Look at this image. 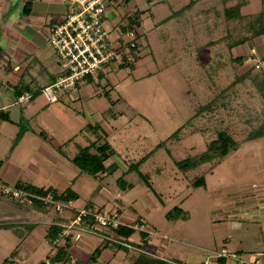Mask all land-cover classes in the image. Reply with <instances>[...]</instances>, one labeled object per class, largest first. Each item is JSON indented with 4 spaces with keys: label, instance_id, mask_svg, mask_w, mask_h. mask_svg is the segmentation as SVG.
<instances>
[{
    "label": "rangeland",
    "instance_id": "1",
    "mask_svg": "<svg viewBox=\"0 0 264 264\" xmlns=\"http://www.w3.org/2000/svg\"><path fill=\"white\" fill-rule=\"evenodd\" d=\"M23 1L0 0V73L5 77L8 72L3 66H13V54L19 53L28 64L24 82L33 88L36 83L31 77L41 84L46 78L44 73L41 76L44 59L55 55L47 39L52 18L44 28L46 51L30 46L24 35L43 27L29 23L33 18L22 13ZM239 1L129 0L107 10L104 27L109 40L136 42L140 56L135 60L127 55L128 65L104 67L96 82H81L82 99L71 108L86 124H93L98 114L107 127L116 128L113 132L103 128V138L115 152L110 163L115 171L96 178L83 174V182L76 185L79 199L72 207L84 208L93 199L96 208L102 207L105 214L117 213L123 224L140 218L153 236L143 243L135 230L127 240L116 239L122 247L104 243L112 256L92 264H131L137 247L169 264H217L215 253L223 250L249 262L260 258L264 264V136L250 138L263 129V42L254 38L232 49L237 40L250 35L247 20L228 23L225 17V10ZM245 2L244 16L264 9V0ZM135 12L140 27L123 32L126 16ZM63 16L53 17L52 22ZM123 48L127 53L128 48ZM0 91L10 94L1 85ZM111 114L115 117L110 118ZM220 132L232 139L235 150L222 160L184 171L177 168L176 163L185 159L197 161ZM89 138L96 140L88 133L78 143L83 146ZM70 146L74 152L78 148L73 141ZM132 164L138 167L129 170ZM200 179L203 185L197 184ZM175 206L187 213L186 221L167 220L166 213ZM36 228L34 250L21 251L20 264H38L50 253L43 238L47 225ZM93 233H79L81 242L91 238L89 249L69 264H91L84 261L102 240L98 231ZM6 240L5 245L0 243V264L15 248L12 236Z\"/></svg>",
    "mask_w": 264,
    "mask_h": 264
},
{
    "label": "crops",
    "instance_id": "2",
    "mask_svg": "<svg viewBox=\"0 0 264 264\" xmlns=\"http://www.w3.org/2000/svg\"><path fill=\"white\" fill-rule=\"evenodd\" d=\"M37 3H40L41 6L38 7ZM67 3L68 0H44V2L42 0L41 2L34 0L32 11L27 15L33 18V21L29 23L35 27L41 26L43 29L38 31L34 29L33 33H28L29 35L25 34L23 40L30 44V46L46 51L45 25H47L46 23L50 19V16L52 18L50 19L51 23H53V17L62 16L66 11ZM193 3V1L189 2V5ZM13 58L15 59L13 66H10V64L3 66L4 71L8 72L5 74V77L1 75L3 73H0L1 87L10 92V94H4L0 91V160L2 162L0 165V178L5 185L12 187L19 182L38 188L51 189L57 194H62L67 189H71L78 196V200L79 194L76 185L79 182H83L82 175L84 173H81L71 163V159L78 153L79 147H86L90 143L95 141L100 142L102 139L106 141L105 136L103 138V128L110 129V127H107L109 125L105 124L102 117L98 114L94 117L93 124H86L85 119L80 115L78 116L73 110L74 108H71L74 105L76 106L77 101L82 99L79 94L81 84L78 86L76 92L61 95L56 103H48L41 95H37L28 103H18L15 96V89L17 87L26 86L28 92L34 94L54 81L59 75V68L55 55L49 57V59H44L41 76L44 73L46 74V78L43 77L44 79H41V84H39L37 83V78L31 77V80L36 83L35 87L31 88L29 83L26 84L24 82L28 64L24 63V58L19 53H14ZM85 80H88V82L95 81L90 78H86ZM112 117H115V115L111 114L110 118ZM24 122L28 126H25ZM113 129H110V132H113ZM19 130H22V136L13 146V141ZM88 133L94 136L96 140H90L89 138L85 140L83 146L80 145L78 139L82 134L85 137ZM72 141L78 146L75 152L73 150L74 147L70 146ZM67 148H70L69 150L74 153L71 154L66 151ZM110 163L111 159L106 165ZM79 185L82 186V184ZM75 201L71 202V209L56 213L51 208H41L27 202L16 203L17 201L0 194V243H2L1 245H5L8 242L6 240L7 237H13L15 248L9 255L14 250L16 251L15 256L11 258L15 264L21 263L19 260L21 251H23V254H28L34 250L32 244L36 243V241L33 240V235H36V226L41 223L47 225L44 231L45 234L43 235L45 241H47V229L52 224L63 226L65 230L67 227H70L71 239L68 254L71 262L76 259L78 260L83 255V250L88 248L86 245L91 240V238H88L83 239L81 242L82 236L79 233L90 235L94 234L93 232L95 231L99 232L98 235L102 240L101 244L95 248L103 247V249L96 262L101 259L108 260L109 258L106 257L108 254L112 256L111 252L108 251L109 244L103 245L104 243L118 242L119 240L117 241L116 239L119 238L110 230L109 232H102L96 226L90 228L87 225L71 227V222L76 216V210L81 208L72 207ZM87 205L95 206L93 199L89 200L84 207ZM4 237H6L5 240ZM59 241V243H63L62 239H59ZM48 244L51 249L45 260L52 256L56 249L49 242ZM74 247L76 248L75 250ZM89 258L84 262L88 263ZM5 259L2 260L1 264L12 261L9 260L3 263Z\"/></svg>",
    "mask_w": 264,
    "mask_h": 264
},
{
    "label": "built area",
    "instance_id": "3",
    "mask_svg": "<svg viewBox=\"0 0 264 264\" xmlns=\"http://www.w3.org/2000/svg\"><path fill=\"white\" fill-rule=\"evenodd\" d=\"M121 4H125V0H68L63 18L51 23L47 39L55 52L59 75L50 85L40 90V95L48 103H56L61 95L76 92L86 78L97 80L98 73L104 67H119L122 57L128 53L127 49V53L123 50L126 44L111 42L104 22L109 15L107 10ZM111 14L115 17L113 12ZM130 46L136 45L130 43ZM31 97V94L25 93L17 98V102L28 103ZM0 194L19 202H30L31 199L41 201L56 213L71 209V202L55 201L51 195L46 197L32 195L22 189L5 185L1 178ZM87 217H91L94 225L102 229L116 228L118 225L129 226L117 220V213L105 214L97 208L84 207L76 210L71 227L84 226V219ZM68 229L70 227H67L63 235L69 234ZM134 229L153 236L151 231L143 227L134 226ZM215 257L229 258L231 261L227 264H263L260 258L249 262L226 250L215 253Z\"/></svg>",
    "mask_w": 264,
    "mask_h": 264
},
{
    "label": "trees",
    "instance_id": "4",
    "mask_svg": "<svg viewBox=\"0 0 264 264\" xmlns=\"http://www.w3.org/2000/svg\"><path fill=\"white\" fill-rule=\"evenodd\" d=\"M129 0H125V3ZM34 0H24L22 3L21 11L24 15H29L32 11ZM246 4L245 0L239 1L234 6L227 8L225 10V17L228 23H231L233 21H243L247 20V29L250 32L249 37L242 38L240 40H237L235 44L232 45L233 47H237L240 45H243L247 42V40H253L254 38H262L263 42V56L262 61L264 63V9L260 11L258 14L250 15V16H244L241 14V8L244 7ZM126 24L122 27V31L125 33H132L135 32V29L140 27V18L139 14L135 12L132 15L126 16ZM130 43H135L136 46L131 47ZM126 44V47L128 48V54L124 55L121 60V64L119 66H126L128 65V56L133 57L135 60L139 58L140 54V48L136 42H130ZM128 58V59H127ZM236 62L242 63L241 58H234L233 59ZM29 93L31 94V100L35 98L37 95H40V90L33 93L28 92V88L25 87H17L15 89V96L18 98L19 96ZM107 95L106 93L104 94ZM210 106V105H209ZM206 108V107H205ZM204 109V108H203ZM260 127H263L262 131L254 133L250 136V138H259L264 136V121L260 125ZM22 136V130H19L16 138L13 141V146ZM160 144H158L156 148H159ZM236 147L234 145V142L232 139L226 135L224 132L218 133V136L215 140L210 142V144L207 146L206 153H204L197 161H194L192 163H189L186 159L180 162L176 163V166L180 170H188L193 168L195 165H202L203 163H207L210 161H213L215 159L222 160L230 151L235 150ZM153 150V151H154ZM146 154V156L142 157L138 164L144 162L151 154ZM115 152L112 150V147L109 143L105 142H99L95 141L90 143L88 146L80 148L78 153L71 159V163L78 168V170L81 173L87 174L92 177H96L99 174H106L108 172L113 173L115 171L113 169V164L106 163L114 156ZM0 160V165H1ZM137 164V163H136ZM136 164H132L130 166L129 170H132L134 168H137L138 166ZM197 184L203 185L204 180L200 179ZM17 189H22L32 195H36L39 197H46L48 195H51L52 198L55 201L58 202H72L77 200L78 196L71 190L67 189L62 194H57L54 190L51 189H43L38 188L33 185L29 184H22V183H16L14 185ZM122 187V184H121ZM147 187L150 189L149 184ZM31 205H36L41 208H48L50 209L49 205L44 204L41 201L31 199L30 200ZM85 208H96L93 205H87ZM98 211L102 212V208H97ZM166 218L169 221H175V220H183L186 221L188 219L187 213L184 212L181 208L175 206L172 209H170L166 213ZM94 221L91 217H87L84 219V225H87V227L93 228ZM134 226L147 228L146 222L143 220H140L138 218L132 224L129 226L126 225H118L116 228H110L109 230L119 239L127 240L136 229H134ZM65 228L63 226H59L58 224H52L47 229L46 234V240L55 246V252L52 256L48 257L46 260L39 262L38 264H67L70 262V257L68 254V249L70 248V239H71V233L69 232L68 235H63V231ZM141 233V240L143 243H146L148 241V238L150 237L148 233L144 231H139ZM59 239L63 240V243H59ZM118 247H122V245L118 242H115ZM125 247V246H123ZM129 249V247H126ZM103 247H97L90 255V258L88 260V263H95L97 258L99 257ZM136 252L137 255L131 256V264H169L167 261L157 259L154 257L153 253L151 254L149 251L142 249V248H135L133 249ZM16 251L14 250L8 258H13L15 256ZM6 258L3 263H6L9 261V259ZM227 259L225 257H220L217 259V264H226Z\"/></svg>",
    "mask_w": 264,
    "mask_h": 264
}]
</instances>
